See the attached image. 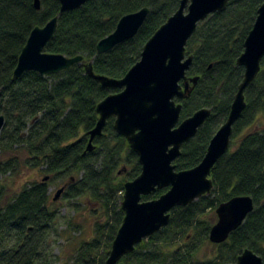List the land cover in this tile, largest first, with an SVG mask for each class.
Listing matches in <instances>:
<instances>
[{"label": "trees", "instance_id": "16d2710c", "mask_svg": "<svg viewBox=\"0 0 264 264\" xmlns=\"http://www.w3.org/2000/svg\"><path fill=\"white\" fill-rule=\"evenodd\" d=\"M264 0H229L222 12L198 23L186 43L192 63L186 72L190 94L175 98L181 105L179 123L200 109L211 110L207 122L185 142L173 162L176 171L197 166L209 141L224 123L242 81L244 70L236 65L244 40ZM0 0V264H105L120 227V204L124 184L140 174L135 153L115 133L110 118L93 148L86 151L98 120L97 104L120 89H105L90 78L83 64L41 76L28 71L13 79L18 56L32 29L43 27L57 16L59 0ZM180 0H90L58 18L56 31L44 48L48 54L68 58L83 56L95 75L121 79L140 59L142 48L156 30L173 15ZM143 8L148 15L137 34L104 54L96 45L112 33L119 19ZM255 80L244 91L245 109L232 126L228 151L211 169L213 189L186 207H175L168 224L135 246L121 264H235L246 249L264 264V58ZM183 84V82H181ZM24 152L20 160L16 152ZM12 154V155H11ZM9 155V157H7ZM25 167L41 173L17 192L10 181ZM120 172V173H119ZM47 177V180L44 178ZM67 179L60 198H85L94 216L92 237L79 242L74 251L61 256L51 250L57 212L51 210L50 183ZM167 189L144 196L159 198ZM246 196L253 210L228 239L212 244L207 212L234 197ZM51 205V204H50ZM53 205V204H52ZM212 255L199 257L204 245ZM207 256V257H206Z\"/></svg>", "mask_w": 264, "mask_h": 264}, {"label": "water", "instance_id": "95a60500", "mask_svg": "<svg viewBox=\"0 0 264 264\" xmlns=\"http://www.w3.org/2000/svg\"><path fill=\"white\" fill-rule=\"evenodd\" d=\"M89 1L59 0L57 16L43 27L31 30L18 56L13 79L20 78L28 71L47 76L67 70L75 64H83L85 73L102 88L120 89L97 104L98 120L88 132L86 151L92 150L93 140L102 135L107 120L113 118L115 133L126 140L141 168L134 180L124 184L120 204L124 216L105 261V264H121V258L132 253L136 245L168 224L171 210L186 207L211 193V169L228 151L232 126L246 106L244 91L261 69L260 63L264 58V2L257 10L252 28L244 40L243 52L236 60V65L242 67L244 73L224 123L209 141L200 163L192 169L176 171L173 162L180 156L181 146L195 136L211 115V110L200 109L179 123L181 105L176 104L174 99H186L191 91L189 83L195 84L197 80L195 78L186 82V72L192 63V56L186 54V43L198 23L211 14L222 12L229 0H180L176 12L149 38L142 48L139 61L121 79L95 75L91 62L83 63V56L68 58L44 52L56 31L58 18ZM34 7L40 9L39 0H34ZM148 12L147 8H143L121 17L114 31L96 45L97 54H104L133 38ZM3 126L4 116L1 115L0 131ZM64 189L65 186L57 190L54 202ZM162 189L167 191L159 198L141 200ZM252 210L253 202L246 196L234 197L220 204L215 210L217 220L210 228L209 241L212 244L226 241ZM235 264H262V260L246 249L237 257Z\"/></svg>", "mask_w": 264, "mask_h": 264}, {"label": "rangeland", "instance_id": "374dc122", "mask_svg": "<svg viewBox=\"0 0 264 264\" xmlns=\"http://www.w3.org/2000/svg\"><path fill=\"white\" fill-rule=\"evenodd\" d=\"M264 121L263 116L259 117L258 124ZM12 155V154H11ZM20 160L25 158V153L20 151L15 154ZM9 157V155H7ZM42 175L37 170L27 169L22 167L17 177L10 181V191L17 192L24 185L40 181ZM68 180H57L50 183L48 188L49 206L51 210L57 212L56 232L50 238L51 250L53 254L64 256L74 251L79 242L88 240L92 237V225L94 222V216L91 214V209L87 206L85 198H81L75 201H65L59 198L57 201H53V197L58 189L67 185ZM53 204V205H52ZM204 220L213 225L217 218L215 213L207 212L203 216ZM212 246L206 244L202 246L199 257L203 255H212ZM207 257V256H206Z\"/></svg>", "mask_w": 264, "mask_h": 264}]
</instances>
